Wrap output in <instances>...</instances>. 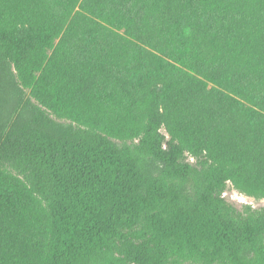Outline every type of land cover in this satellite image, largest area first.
Instances as JSON below:
<instances>
[{
	"label": "trees",
	"instance_id": "trees-1",
	"mask_svg": "<svg viewBox=\"0 0 264 264\" xmlns=\"http://www.w3.org/2000/svg\"><path fill=\"white\" fill-rule=\"evenodd\" d=\"M264 0H0V264H264Z\"/></svg>",
	"mask_w": 264,
	"mask_h": 264
},
{
	"label": "rangeland",
	"instance_id": "rangeland-1",
	"mask_svg": "<svg viewBox=\"0 0 264 264\" xmlns=\"http://www.w3.org/2000/svg\"><path fill=\"white\" fill-rule=\"evenodd\" d=\"M224 195L228 199V201L239 208H243L245 205H251L253 207L264 206V198H254L251 196H247L239 192L231 184L228 185Z\"/></svg>",
	"mask_w": 264,
	"mask_h": 264
}]
</instances>
